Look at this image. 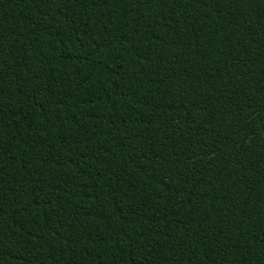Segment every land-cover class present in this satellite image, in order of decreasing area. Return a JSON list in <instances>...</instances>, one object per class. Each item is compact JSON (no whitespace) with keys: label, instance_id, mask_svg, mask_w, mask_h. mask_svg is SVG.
<instances>
[{"label":"trees","instance_id":"trees-1","mask_svg":"<svg viewBox=\"0 0 264 264\" xmlns=\"http://www.w3.org/2000/svg\"><path fill=\"white\" fill-rule=\"evenodd\" d=\"M0 264H264V0H0Z\"/></svg>","mask_w":264,"mask_h":264}]
</instances>
